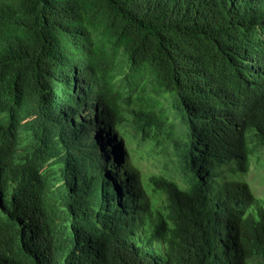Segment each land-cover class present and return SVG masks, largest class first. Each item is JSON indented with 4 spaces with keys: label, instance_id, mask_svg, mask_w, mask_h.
Listing matches in <instances>:
<instances>
[{
    "label": "trees",
    "instance_id": "trees-1",
    "mask_svg": "<svg viewBox=\"0 0 264 264\" xmlns=\"http://www.w3.org/2000/svg\"><path fill=\"white\" fill-rule=\"evenodd\" d=\"M256 165L264 0H0V264H264Z\"/></svg>",
    "mask_w": 264,
    "mask_h": 264
},
{
    "label": "rangeland",
    "instance_id": "rangeland-1",
    "mask_svg": "<svg viewBox=\"0 0 264 264\" xmlns=\"http://www.w3.org/2000/svg\"><path fill=\"white\" fill-rule=\"evenodd\" d=\"M139 156V154H136ZM144 156L140 159V163L143 165L144 169L147 171H158L159 164L164 160V154L148 157L146 152H142ZM246 179L250 181L254 191L260 196L264 197V166L256 165L251 168L249 172L245 175ZM160 246V247H158ZM155 247H158L159 252H162V257L165 258V250H163L162 243L157 242Z\"/></svg>",
    "mask_w": 264,
    "mask_h": 264
}]
</instances>
